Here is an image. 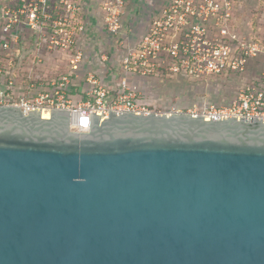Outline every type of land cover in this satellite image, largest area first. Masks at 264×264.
<instances>
[{
    "label": "water",
    "instance_id": "obj_1",
    "mask_svg": "<svg viewBox=\"0 0 264 264\" xmlns=\"http://www.w3.org/2000/svg\"><path fill=\"white\" fill-rule=\"evenodd\" d=\"M0 107V264H264V121Z\"/></svg>",
    "mask_w": 264,
    "mask_h": 264
},
{
    "label": "built area",
    "instance_id": "obj_2",
    "mask_svg": "<svg viewBox=\"0 0 264 264\" xmlns=\"http://www.w3.org/2000/svg\"><path fill=\"white\" fill-rule=\"evenodd\" d=\"M247 1L169 0L136 38L124 28L127 0H96L97 21L113 44L99 46L91 62L87 0H0V107L67 109L76 132L88 131L91 113H182L147 103L138 78L241 81L250 62L264 56V43L237 22ZM59 53L67 71L48 76L46 56ZM186 113L264 121V79L242 83L228 103L204 101Z\"/></svg>",
    "mask_w": 264,
    "mask_h": 264
},
{
    "label": "rangeland",
    "instance_id": "obj_3",
    "mask_svg": "<svg viewBox=\"0 0 264 264\" xmlns=\"http://www.w3.org/2000/svg\"><path fill=\"white\" fill-rule=\"evenodd\" d=\"M166 1V0H165ZM254 1V0H253ZM253 7L249 2L243 5L242 12L237 17L238 24L245 31L252 30L253 37L258 41L264 42V0H255ZM66 61V56L62 53L53 56H46L45 64L42 68H48V76L62 77L67 68L62 70L61 65ZM258 70V71H257ZM252 72L257 75L264 74V64L259 61L254 65ZM251 70L241 75V81H233L230 83H191L183 81L170 82H152L148 79L138 78L139 85L144 89L146 102L151 105H157L161 111H166L168 108H177L182 112L199 106L204 101L213 103H228L232 100L237 88L242 86V83L254 80ZM46 75V76H47ZM239 77V75H237ZM209 81L213 82L210 77Z\"/></svg>",
    "mask_w": 264,
    "mask_h": 264
},
{
    "label": "crops",
    "instance_id": "obj_4",
    "mask_svg": "<svg viewBox=\"0 0 264 264\" xmlns=\"http://www.w3.org/2000/svg\"><path fill=\"white\" fill-rule=\"evenodd\" d=\"M249 1L252 5V8H254L253 2H255V0H248L247 2ZM168 2L169 0H127L126 15L124 16L125 30L127 31L130 29L136 38L144 34L153 14L164 7ZM87 3L88 5L85 12L90 20L91 25L87 30L84 44L87 50L88 59H91V62H95V53L98 52V47L112 45L113 40L102 31L101 25L97 21L96 0H87ZM248 32H251L253 35L252 30ZM257 61L264 64V56H261L250 62L248 69L251 70V72ZM252 74L254 75V80L257 82H260L264 79V74L261 76H256V74L253 72Z\"/></svg>",
    "mask_w": 264,
    "mask_h": 264
},
{
    "label": "trees",
    "instance_id": "obj_5",
    "mask_svg": "<svg viewBox=\"0 0 264 264\" xmlns=\"http://www.w3.org/2000/svg\"><path fill=\"white\" fill-rule=\"evenodd\" d=\"M212 83H214V82H212Z\"/></svg>",
    "mask_w": 264,
    "mask_h": 264
}]
</instances>
